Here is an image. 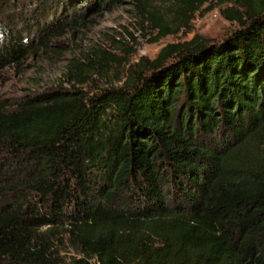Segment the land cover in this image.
Here are the masks:
<instances>
[{
    "label": "trees",
    "instance_id": "1",
    "mask_svg": "<svg viewBox=\"0 0 264 264\" xmlns=\"http://www.w3.org/2000/svg\"><path fill=\"white\" fill-rule=\"evenodd\" d=\"M118 1L0 0V68ZM207 1L169 0L177 20ZM238 3L228 37L167 45L121 87L0 106V264H264V0Z\"/></svg>",
    "mask_w": 264,
    "mask_h": 264
},
{
    "label": "rangeland",
    "instance_id": "2",
    "mask_svg": "<svg viewBox=\"0 0 264 264\" xmlns=\"http://www.w3.org/2000/svg\"><path fill=\"white\" fill-rule=\"evenodd\" d=\"M238 2L208 0L187 20L175 18L169 0H149L151 15L131 0L95 12L83 9L48 37L30 39L22 58L0 68V106L12 109L22 99L72 85L89 96L121 87L141 61L154 59L167 45L193 40L219 43L228 37L237 24L223 12H241ZM150 16L160 19L170 33L160 37ZM71 256L67 250L61 253L66 260Z\"/></svg>",
    "mask_w": 264,
    "mask_h": 264
}]
</instances>
